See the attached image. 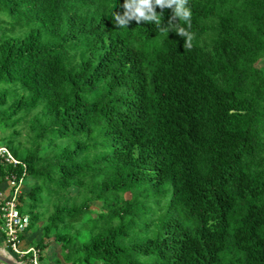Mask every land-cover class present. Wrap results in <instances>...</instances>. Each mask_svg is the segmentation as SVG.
<instances>
[{
	"label": "trees",
	"instance_id": "1",
	"mask_svg": "<svg viewBox=\"0 0 264 264\" xmlns=\"http://www.w3.org/2000/svg\"><path fill=\"white\" fill-rule=\"evenodd\" d=\"M123 2L0 0L28 243L40 264H264V0H188L186 43L118 27Z\"/></svg>",
	"mask_w": 264,
	"mask_h": 264
},
{
	"label": "built area",
	"instance_id": "2",
	"mask_svg": "<svg viewBox=\"0 0 264 264\" xmlns=\"http://www.w3.org/2000/svg\"><path fill=\"white\" fill-rule=\"evenodd\" d=\"M0 159L7 165L22 168L20 176L9 173L0 179L9 187L8 195L0 197V233L4 242L3 249L20 264H40V251L36 247L22 248V237L30 224L29 215L20 210L26 166L4 146H0Z\"/></svg>",
	"mask_w": 264,
	"mask_h": 264
},
{
	"label": "clouds",
	"instance_id": "3",
	"mask_svg": "<svg viewBox=\"0 0 264 264\" xmlns=\"http://www.w3.org/2000/svg\"><path fill=\"white\" fill-rule=\"evenodd\" d=\"M157 6L161 9L165 7L172 9L173 16L170 17L169 23L165 26H161V14L155 11ZM120 7L123 9L122 13L112 11V17L118 27H125L132 20L138 24L141 21L152 22L162 32L168 33L175 28L174 32L184 38V43L191 40V34L185 26L180 25L179 22H171L172 19L178 17L179 21L183 20L190 26L192 13L188 6V0H124Z\"/></svg>",
	"mask_w": 264,
	"mask_h": 264
},
{
	"label": "crops",
	"instance_id": "4",
	"mask_svg": "<svg viewBox=\"0 0 264 264\" xmlns=\"http://www.w3.org/2000/svg\"><path fill=\"white\" fill-rule=\"evenodd\" d=\"M8 192H9V187H8L7 183L5 181L0 180V197L4 198L5 196L8 195ZM0 236H1V233H0ZM28 237L29 236H28L27 232L22 237V248H24V249L27 247H35V246L28 243ZM1 238H2V236H1ZM0 248L3 249L4 246L0 247ZM0 264H3V263L0 262Z\"/></svg>",
	"mask_w": 264,
	"mask_h": 264
},
{
	"label": "water",
	"instance_id": "5",
	"mask_svg": "<svg viewBox=\"0 0 264 264\" xmlns=\"http://www.w3.org/2000/svg\"><path fill=\"white\" fill-rule=\"evenodd\" d=\"M0 262L3 264H20L15 259H13L9 254H4L0 252Z\"/></svg>",
	"mask_w": 264,
	"mask_h": 264
},
{
	"label": "rangeland",
	"instance_id": "6",
	"mask_svg": "<svg viewBox=\"0 0 264 264\" xmlns=\"http://www.w3.org/2000/svg\"><path fill=\"white\" fill-rule=\"evenodd\" d=\"M261 64H262V63H258L257 66H261ZM91 208H92V209H97V208H99V204H95V206L92 205ZM20 210H21V209H20ZM21 212H23V211L21 210ZM28 236H29V233H28ZM3 246H4V242H3V239H2L1 236H0V247H3Z\"/></svg>",
	"mask_w": 264,
	"mask_h": 264
},
{
	"label": "bare ground",
	"instance_id": "7",
	"mask_svg": "<svg viewBox=\"0 0 264 264\" xmlns=\"http://www.w3.org/2000/svg\"><path fill=\"white\" fill-rule=\"evenodd\" d=\"M0 252H1V253H4V254H7V252H6V251H4V250H3V249H1V248H0Z\"/></svg>",
	"mask_w": 264,
	"mask_h": 264
}]
</instances>
